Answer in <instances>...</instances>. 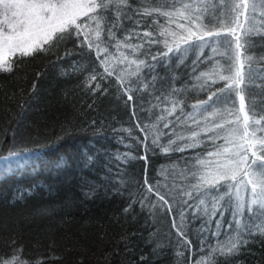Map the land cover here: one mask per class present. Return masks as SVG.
<instances>
[{
    "label": "trees",
    "instance_id": "obj_1",
    "mask_svg": "<svg viewBox=\"0 0 264 264\" xmlns=\"http://www.w3.org/2000/svg\"><path fill=\"white\" fill-rule=\"evenodd\" d=\"M130 2L141 13L161 5L170 10L172 4ZM206 2L205 23L220 32L206 37L213 41L211 47H195L200 43L195 39L190 44L176 41L181 49L189 48L178 53L169 33H182L177 24L187 27L184 20L129 11L133 18L116 21L111 41L108 22L98 39L91 33V49L82 43L83 35H73L48 52L13 57V70L0 72V257L11 258L22 249L25 264H264V235H248L256 231L254 225L264 223V215H250L247 209L237 213L235 189L223 199L214 189L212 195L197 193L190 174L198 154L206 158L215 150L208 139L214 132L208 130L223 118L213 116L223 104L208 97L226 83L219 78L222 68L225 74L228 67L234 73L237 53L243 62L241 88L249 126L257 129L256 137H264L258 130L264 126V0H249L256 9L249 8L247 19L239 17L243 29L230 12L238 0ZM107 15L115 21L114 11ZM228 28L236 29L240 49ZM144 31L152 35L144 37ZM126 35L133 48L118 51L116 39L123 41ZM96 43L107 47L100 58ZM105 56L112 76L101 63ZM124 56L144 61L137 75L127 74L136 65L120 63ZM93 70V87L101 85L97 91L87 87ZM129 86L132 100L124 91ZM230 95L242 131L240 99L234 90ZM201 101H208L207 111L194 108ZM194 142L199 146L185 147ZM260 164L256 161L250 170L258 174ZM251 193L245 180L240 197L250 202ZM238 233L248 243L237 254L213 253Z\"/></svg>",
    "mask_w": 264,
    "mask_h": 264
},
{
    "label": "snow or ice",
    "instance_id": "obj_2",
    "mask_svg": "<svg viewBox=\"0 0 264 264\" xmlns=\"http://www.w3.org/2000/svg\"><path fill=\"white\" fill-rule=\"evenodd\" d=\"M221 2L223 3V0ZM250 7L255 11L256 4H250L249 0H238V2L231 5L230 12L235 14L232 19L241 29L244 26L239 23V17L243 15L247 19ZM109 11L115 12V21L107 15ZM129 11H132L134 15H151L156 12L168 17L170 20L173 16H178L181 20H184L188 26L186 27L185 23H178L177 27L186 32L187 35H184L183 32L180 34L169 33L173 36L176 51L181 54L188 52L189 48L181 49L180 44L176 41L190 44L195 39L200 41L195 47L203 49L206 46L211 47L213 44V41L206 39V37L220 36L219 31H213L209 23H205L204 18L208 14L206 0H199V2L188 0V2L182 4L172 0L170 10H165L164 6L161 5L151 8V10L145 8L142 13L139 9H133L130 0H0V72L13 70V57H29L38 52H48L54 44L58 45L66 38L70 39L73 35L77 39L83 35L85 39L82 43L86 42L91 49L93 47L91 33L95 31L98 39L100 33L104 30L102 25L108 22L111 23V27L107 28L108 39L111 41L115 38V30L119 26L116 21L122 24L124 19L133 18L129 15ZM221 22L226 23V19ZM227 30L235 36V28H228ZM160 34L163 36L165 32L162 31ZM151 35L152 33L149 31L143 32L144 37H150ZM129 39H131L130 35H126L123 41L117 38L115 45L117 50L119 51L121 47L133 48V45L128 43ZM235 39L236 48L240 49L242 44L239 36H235ZM166 47H168V52L173 51V47L168 46L167 42ZM95 50L98 58H100L102 52L107 53V47L101 48L100 43H96ZM213 51H216V49L213 48ZM164 55H167V53H164ZM124 61L128 62L129 68L132 64L136 65L135 71L127 73L129 76L137 75L140 71V65L144 64V61L128 60L127 56H124L120 63ZM101 63L108 76L114 75V71L109 68L107 56ZM235 63L238 66L235 68L234 73L231 67L227 68V74H225L223 68L221 69L219 78L226 81V83L222 89L213 92L208 97V100L212 101L213 96H215L216 101L214 103L223 104L222 108H217L216 112L213 113V116L220 115L223 118L214 121L212 129L208 130L214 132V135L209 136L208 139L213 142L215 150L208 151L206 158L198 154L196 164L193 165L190 173L196 181L192 184V188L197 193L204 191L205 195H212L211 190L214 189L219 199H223L225 195L231 197L232 190L235 189L237 213H242L247 209L250 215H256L257 211L264 215V137H256L257 129H250L249 126L250 115L245 111L243 89L241 88V84L244 83V73L242 72L243 62L240 60L239 53L235 57ZM103 78L102 76L101 79ZM96 79L97 73L93 70L87 83V87L92 91H97L101 87L99 83H96L93 87L92 81H96ZM120 83L123 87L124 80L121 79ZM213 83H215L214 77ZM230 90H234L240 99L239 111L243 114L242 131L238 127L241 123V117L235 116V103L233 101L229 104L231 100ZM124 91L128 95V99L132 100L133 97L129 94L131 86L125 88ZM226 92L229 94L222 95ZM207 104L208 101H201L194 108L207 111V108L204 107ZM175 107L176 101L173 99V111ZM233 116H235L234 119H229ZM261 119H264V117ZM255 124H261V120H256ZM228 125H232V127H228ZM217 129L223 131H217ZM258 130L264 131V126ZM195 135L196 133H193L194 137ZM250 137L251 139H249ZM218 139H223L224 144H215ZM237 140L244 141V143H237ZM257 144L259 148H257ZM197 146H199L198 142L185 145V147ZM164 150L167 151L168 149L165 148ZM179 150L183 151L185 148ZM249 153H251V156H249ZM256 161H261L258 174L250 170L251 165L255 164ZM245 180L248 185L252 186L250 202L241 198L239 194L240 186L245 184ZM225 188L227 191L222 192L221 190ZM148 190L151 192L152 188L149 187ZM187 195L191 197L192 192L189 191ZM160 199H163V197H160ZM201 202L203 203V201ZM141 204L143 206V202ZM254 206H258V208ZM130 208L131 205L125 208V213ZM254 227L256 231H248V235H255L257 232L264 235V223L256 224ZM179 234L183 235V233ZM246 243L248 241L238 233L227 244L220 245L218 249H213V253L218 250L221 255H235L239 252L241 245ZM13 244H15V241H13ZM20 252H22V249L14 253L11 258L0 257V264H25L20 259ZM36 264H41V261L37 260Z\"/></svg>",
    "mask_w": 264,
    "mask_h": 264
}]
</instances>
